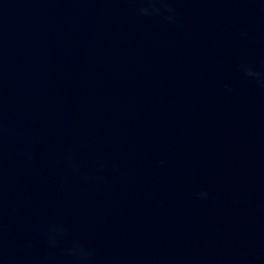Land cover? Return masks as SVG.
I'll return each instance as SVG.
<instances>
[{"label":"water","instance_id":"water-1","mask_svg":"<svg viewBox=\"0 0 264 264\" xmlns=\"http://www.w3.org/2000/svg\"><path fill=\"white\" fill-rule=\"evenodd\" d=\"M0 264H264V0H0Z\"/></svg>","mask_w":264,"mask_h":264},{"label":"clouds","instance_id":"clouds-1","mask_svg":"<svg viewBox=\"0 0 264 264\" xmlns=\"http://www.w3.org/2000/svg\"><path fill=\"white\" fill-rule=\"evenodd\" d=\"M142 11H144V12H147V10L146 9H142ZM201 195H207L206 193H202Z\"/></svg>","mask_w":264,"mask_h":264}]
</instances>
